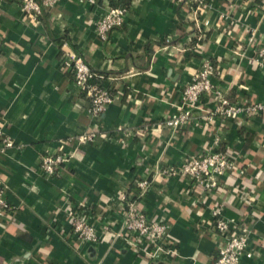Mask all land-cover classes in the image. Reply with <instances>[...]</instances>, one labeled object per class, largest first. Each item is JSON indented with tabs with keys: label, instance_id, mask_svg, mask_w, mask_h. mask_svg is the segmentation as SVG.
<instances>
[{
	"label": "crops",
	"instance_id": "0c3cea01",
	"mask_svg": "<svg viewBox=\"0 0 264 264\" xmlns=\"http://www.w3.org/2000/svg\"><path fill=\"white\" fill-rule=\"evenodd\" d=\"M110 1L57 0L33 19L16 0H0V131L13 143L0 146L10 207L0 220V264H213L222 242L207 225L215 208L248 230L251 256L238 264H264V113L207 123L202 118L214 100L203 96L181 130L161 127L205 60L229 101H264V75L254 62L264 46L263 1L131 0L122 26L102 40L95 22ZM64 49L106 76L102 86L113 101L96 121L71 70L59 63ZM95 122L108 139L66 142ZM147 125L153 129L142 137L122 136ZM215 136L235 153L238 167L220 178L219 189L160 174L214 150ZM58 154L67 161L46 177L40 157ZM143 179L153 185L137 199L140 209L169 234L153 258L135 253L128 243L134 237L121 227V196L136 193ZM71 207L86 210L97 228L109 223L99 243L71 233Z\"/></svg>",
	"mask_w": 264,
	"mask_h": 264
},
{
	"label": "built area",
	"instance_id": "2783aa9c",
	"mask_svg": "<svg viewBox=\"0 0 264 264\" xmlns=\"http://www.w3.org/2000/svg\"><path fill=\"white\" fill-rule=\"evenodd\" d=\"M22 12L35 19L42 10H48L56 5L57 0H16ZM175 3H184L187 0H171ZM263 5H264V0ZM127 9L108 8L95 22L96 31L102 40L114 28L121 27ZM254 62L264 75V46L256 49ZM62 67L72 72L73 86L80 92H84L88 100V114L92 120H97L112 103L113 99L109 89L102 86L103 78H100V85L92 83L95 77L89 66L81 56L69 49L62 51ZM215 74V68L210 60H205L191 81L181 90L179 102L176 105V112L165 119L161 124L162 128H168L172 132L181 130L191 120L192 113L198 109V102L203 96H211L214 100V107L203 116L204 122L212 123L215 118L232 120L238 116L254 118L264 113L263 102H249L243 100L241 103L229 101L225 91L211 81ZM97 78V77H96ZM153 129V126L142 128H129L122 130V136L127 138L142 137ZM97 138L108 139L101 128L95 122L89 130L76 137H70L66 141L69 144L83 146L94 142ZM212 148L204 150L198 156H191L182 161L179 166L167 167L160 171L165 177H180L188 179L193 186H198L204 191L211 192L219 189L220 178L226 176L231 170L237 169V157L235 153L220 148V140L213 137ZM0 146L3 148L13 147L12 141L3 136L0 131ZM67 161L65 155H43L40 157V169L46 177L56 174L58 168ZM155 180V179H154ZM153 182L143 179L136 183L138 191L134 194L124 193L121 196L122 208V231L134 237L128 243L132 245L135 253H147L151 258L155 256V245L161 239H168L169 234L165 224L159 220H149L140 209V198L152 188ZM7 187L0 180V220L8 218L10 207L5 198ZM247 195V192H246ZM248 196V195H247ZM211 220L207 223L220 237L221 244L217 247L216 257L213 264H238L243 256L250 257L246 253L248 244V230L233 221L226 219L222 209L215 208L212 211ZM68 224L74 236L89 244H96L101 241V236L109 230V223H103L95 227L88 219L86 210L71 207L67 211ZM151 251H148V250Z\"/></svg>",
	"mask_w": 264,
	"mask_h": 264
},
{
	"label": "trees",
	"instance_id": "16d2710c",
	"mask_svg": "<svg viewBox=\"0 0 264 264\" xmlns=\"http://www.w3.org/2000/svg\"><path fill=\"white\" fill-rule=\"evenodd\" d=\"M131 4V0H111L110 1V8H123V9H129V6ZM95 77L91 80L92 83H96L100 85V78H105L106 76L104 74L94 73ZM97 77V78H96ZM101 79V80H103ZM84 93V92H82Z\"/></svg>",
	"mask_w": 264,
	"mask_h": 264
}]
</instances>
